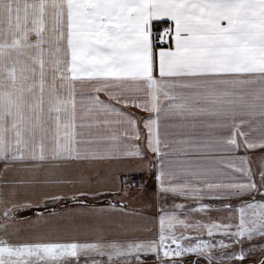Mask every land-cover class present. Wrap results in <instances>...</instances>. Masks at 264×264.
I'll return each mask as SVG.
<instances>
[{
  "label": "snow or ice",
  "instance_id": "1",
  "mask_svg": "<svg viewBox=\"0 0 264 264\" xmlns=\"http://www.w3.org/2000/svg\"><path fill=\"white\" fill-rule=\"evenodd\" d=\"M233 262L264 264V0H0V264Z\"/></svg>",
  "mask_w": 264,
  "mask_h": 264
},
{
  "label": "crops",
  "instance_id": "2",
  "mask_svg": "<svg viewBox=\"0 0 264 264\" xmlns=\"http://www.w3.org/2000/svg\"><path fill=\"white\" fill-rule=\"evenodd\" d=\"M142 127V126H141ZM240 154H243V152H241ZM146 175V178L143 180V181H140L138 185H136V188L138 189L139 186L141 184H147L148 186V190L149 192H151L153 190V186H154V177H150L149 174L147 172H140V171H132L131 173H129V176L127 177L128 181L130 182V177L132 176H138V175ZM150 178V180H149ZM131 183V182H130ZM141 183V184H140ZM131 191H135L136 189H130ZM108 200H112L113 202H115V199L114 198H107ZM104 201V200H103ZM177 202H181L179 199H177ZM188 203H192V202H188ZM205 203H213L211 201H205ZM103 204V203H102ZM106 206V204H104ZM51 206H54V205H49L48 208L50 209L49 211L53 210V207L50 208ZM55 210L56 211H63L64 210V205L62 204H55ZM43 209V208H42ZM40 209V211H47V210H42ZM20 215H26V216H31L32 213L31 212H26V213H22ZM197 218H201V217H197ZM209 217H203V219L207 220ZM211 218L212 219H218L219 218V214L217 213H212L211 214ZM207 238V237H205ZM233 263H236V262H233Z\"/></svg>",
  "mask_w": 264,
  "mask_h": 264
},
{
  "label": "trees",
  "instance_id": "3",
  "mask_svg": "<svg viewBox=\"0 0 264 264\" xmlns=\"http://www.w3.org/2000/svg\"><path fill=\"white\" fill-rule=\"evenodd\" d=\"M146 178V175H138V176H132L130 177V182L132 184L137 185V183H139L140 181H143Z\"/></svg>",
  "mask_w": 264,
  "mask_h": 264
},
{
  "label": "rangeland",
  "instance_id": "4",
  "mask_svg": "<svg viewBox=\"0 0 264 264\" xmlns=\"http://www.w3.org/2000/svg\"><path fill=\"white\" fill-rule=\"evenodd\" d=\"M149 180H150V178H149ZM138 184H139V183H137V185H138ZM140 184H141V183H140ZM130 191H131V190H130ZM108 198H113V197L109 196ZM101 203L106 204V201H105V200H104V201L102 200ZM52 207H53V209L56 208L55 205H54V206H51L50 208H52ZM42 210H45V209H42ZM46 210L49 211L50 209L47 208ZM252 258H254V259H258L259 257L256 256V257H252ZM233 264H236V263H233Z\"/></svg>",
  "mask_w": 264,
  "mask_h": 264
}]
</instances>
